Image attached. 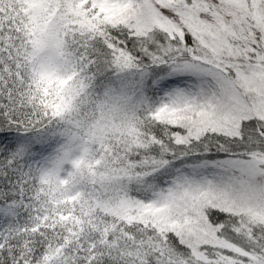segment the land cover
Instances as JSON below:
<instances>
[{
    "label": "snow or ice",
    "instance_id": "snow-or-ice-1",
    "mask_svg": "<svg viewBox=\"0 0 264 264\" xmlns=\"http://www.w3.org/2000/svg\"><path fill=\"white\" fill-rule=\"evenodd\" d=\"M0 264H264V0H0Z\"/></svg>",
    "mask_w": 264,
    "mask_h": 264
}]
</instances>
